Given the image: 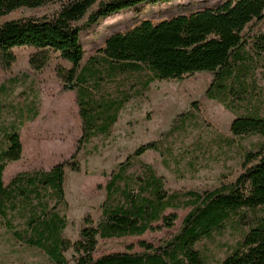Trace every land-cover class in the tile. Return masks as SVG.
Wrapping results in <instances>:
<instances>
[{
  "label": "trees",
  "instance_id": "16d2710c",
  "mask_svg": "<svg viewBox=\"0 0 264 264\" xmlns=\"http://www.w3.org/2000/svg\"><path fill=\"white\" fill-rule=\"evenodd\" d=\"M169 1L0 0V19L18 10L57 7L50 15L21 18L0 26L3 69L8 70L16 63L13 52L16 47L36 49L29 58L36 72L43 71L56 57L72 65L70 69L57 68L65 90L77 94L83 122L77 154L72 160L48 171L20 173L5 185L7 166L23 157L20 134L23 120L5 127L0 143V222L7 224L10 214L19 213L26 230L20 233L13 227L7 228L12 229L18 242L41 250L53 264H70L65 257L70 250L74 253L73 264H209L198 248L199 243L221 235L233 219L249 227V231L219 264H264V217L257 214L264 209L263 149L245 154V172L234 183L204 193H169L164 178L151 165L140 162L132 171L133 159L148 150H159L155 142L144 145L108 176L98 223L86 216L76 242L64 237L67 221L59 214L57 204L65 202V170L70 167L74 172L81 171L77 156L82 146L96 136L109 135L131 97L127 90L118 101H107L104 97L99 101L93 91L99 92L101 68L110 79L135 78L131 86L135 96L144 95L156 81H183L199 72L213 74L206 97L227 109L230 99L243 103L251 93L250 85L241 78L250 61L244 49V32L249 25L264 21V0H226L214 9L179 15L157 24L145 20L132 30L110 36L99 50L102 59L95 56L89 60L88 68L82 66L86 54L82 33L123 11ZM251 43L254 52L263 55L264 30L255 34ZM36 104L32 100L27 104L29 121L39 116ZM24 114L21 111L20 117ZM231 132L236 137L259 135L264 139V116L256 111L239 115L231 124ZM187 209L190 211L179 233L164 246L141 241L139 245L146 249L145 253L94 257L99 240L143 237L148 232L171 229L179 219L177 211ZM167 210L173 212L167 214Z\"/></svg>",
  "mask_w": 264,
  "mask_h": 264
},
{
  "label": "rangeland",
  "instance_id": "374dc122",
  "mask_svg": "<svg viewBox=\"0 0 264 264\" xmlns=\"http://www.w3.org/2000/svg\"><path fill=\"white\" fill-rule=\"evenodd\" d=\"M224 1L170 0L152 6L140 5L103 19L82 33L81 41L86 52L82 66L88 68L91 65L89 60L95 56L101 60L99 50L114 34L132 30L145 20L157 24L179 15L214 9ZM56 8L18 10L0 19V26L21 18L50 15ZM263 30L264 21L249 25L244 32V49L250 61L241 78L250 85L251 93L243 103L230 99V109L206 97L213 80V74L209 72L195 73L183 81H156L144 95L135 96L131 93L135 78L119 76L110 79L107 71L100 67L99 92L93 91L99 101L102 97L107 101H118L127 90L131 97L125 102L109 135L96 136L82 146L77 156L81 171L74 172L70 167L65 170V202L57 204L59 214L67 221L65 238L72 242L79 239L86 216L98 223L106 198L108 176L144 145L155 142L159 150H148L133 159L132 171L140 162L151 165L158 176L164 178L169 193L214 191L234 183L245 172V154L264 150V139L259 135L236 137L231 132V124L237 116L255 111L264 116V54H256L251 43L255 34ZM35 51L33 47H16L13 49L16 63L8 70L0 65V143L5 127L20 122V119L24 124L20 127L23 157L7 166L3 177L5 185L20 173L48 171L71 161L77 154L82 135L76 96L65 90L57 74L59 66L71 68V63L56 57L43 71L36 72L29 64ZM31 100L37 102L39 111L34 121L27 118V104ZM21 111L25 112L23 118L20 117ZM189 211H177L179 219L171 229L148 232L143 237L101 239L94 257L145 253L146 249L139 245L141 241L155 247L164 246L179 233ZM172 212L167 210V214ZM257 214L264 217V209H259ZM10 216L7 224L0 222V264H53L41 250L14 238L12 229L7 227L23 233L26 224L19 213ZM238 221L233 219L221 235H213L199 243L198 248L207 256L209 264H219L243 240L249 227ZM65 257L73 264L72 250L65 252Z\"/></svg>",
  "mask_w": 264,
  "mask_h": 264
},
{
  "label": "crops",
  "instance_id": "0c3cea01",
  "mask_svg": "<svg viewBox=\"0 0 264 264\" xmlns=\"http://www.w3.org/2000/svg\"><path fill=\"white\" fill-rule=\"evenodd\" d=\"M67 69H70V68H67ZM71 92L74 93L75 96H76L77 112H78V116L80 117V109H79V106H78V103H77V94H76L74 91H71ZM80 119H81V117H80ZM81 123H82V125H83L82 120H81ZM11 180H12V179H11Z\"/></svg>",
  "mask_w": 264,
  "mask_h": 264
}]
</instances>
